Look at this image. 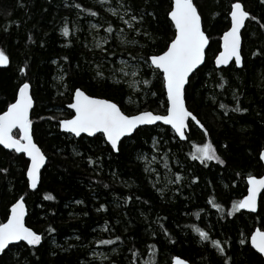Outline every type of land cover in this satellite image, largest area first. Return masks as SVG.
Wrapping results in <instances>:
<instances>
[{"label": "trees", "instance_id": "16d2710c", "mask_svg": "<svg viewBox=\"0 0 264 264\" xmlns=\"http://www.w3.org/2000/svg\"><path fill=\"white\" fill-rule=\"evenodd\" d=\"M75 2L99 15L93 17L83 8L77 9L74 0H0V49L10 61L0 67V110L14 98L19 84L28 80L34 98L30 115L33 139L47 158L37 188L29 190L23 175L22 161L26 158L0 146V168L8 169L0 172V220L5 219L13 198L22 195L27 207L26 225L43 235L41 244L32 249L21 245L0 253V264H132L130 248L140 253L136 264H143L147 257L152 264H171L173 256L190 264H224L225 259L228 264H264V258L248 242L254 227L264 229V189L256 212L240 210L227 215L232 201L246 193L245 178L260 175L262 170L258 152L264 147V30L256 21H246L242 30L243 64L237 67L231 62L221 67L227 83L217 87L221 81L212 58L219 50V35L229 26V0H194L211 40L205 62L187 86L186 106L207 127V139L226 162L208 161L205 166L192 157L193 146L205 141L203 131L193 122H189L185 140L174 138L171 129L160 123L138 127L135 135L119 142V152L111 150L102 134L74 137L59 130V119L72 113L67 104L74 87L113 99L126 114L166 110L162 75L157 76L143 60L133 57L151 55L164 47L170 35L166 18L170 0H122L144 16L135 27L150 32L153 40L129 31L108 11H122L121 0L107 4L100 0ZM241 2L264 22L261 0ZM89 22L102 27L91 29ZM108 23L113 24V33L104 32ZM65 24L70 29L68 37L60 31ZM121 28L126 40L139 43L122 44L116 34ZM106 35L110 39L102 47L115 58L96 47V38ZM257 49L260 54L253 56ZM123 62L135 69V86L119 76ZM98 71L103 76L97 77ZM145 79L149 84L142 83ZM237 99L247 112L219 107L221 103L235 107ZM153 137L158 152L153 151ZM161 157L167 158V165ZM147 161H151L150 170L145 168ZM175 172L181 173L178 184L170 182ZM193 176L198 179L193 181ZM48 194L54 199L46 198ZM125 197H131L127 204ZM210 198L222 205L223 211L211 207ZM100 204L105 208L100 209ZM192 224L208 232L210 239L200 241ZM49 225L54 232L48 231ZM116 235L121 241L95 243ZM212 239L221 241L223 255L211 244ZM149 246H154L152 252ZM92 251L103 253L107 259L93 258L89 255Z\"/></svg>", "mask_w": 264, "mask_h": 264}, {"label": "snow or ice", "instance_id": "6c2138e0", "mask_svg": "<svg viewBox=\"0 0 264 264\" xmlns=\"http://www.w3.org/2000/svg\"><path fill=\"white\" fill-rule=\"evenodd\" d=\"M261 2L264 3V0H261ZM100 3L107 4L109 0H100ZM74 6L77 9L83 8L75 0ZM120 8L122 11L113 8H109L108 11H111L134 34H142L149 40L155 39L150 32L142 30L140 27H135V23L143 22V15H140L130 5L125 6L122 0ZM83 11L90 13L93 17L99 15L91 8H83ZM151 15L155 16V13H151ZM166 18L169 23L170 35L166 38L164 47L151 55L133 57L137 61L143 60L144 64L152 68L157 76L162 75L167 97L166 112L156 113L150 109H144L137 110L134 114L129 115L113 99L89 95L82 88L74 87L71 102L68 104V108L72 110V113H70L68 118L60 119L58 127L76 137L81 136V134L89 136L98 133L102 134L103 141L111 146V150L119 152L118 142L121 141L122 137L135 135V132L138 131V126L155 125L156 122L170 125L172 132L175 134L174 138L185 139L188 128L187 121L190 118L203 131L205 136V141L195 146L192 157L205 166H207L208 161H215L220 165H224L226 163L225 160L218 154V150L211 140L207 139L209 136L207 127L186 106L187 86L190 83L191 76H194L200 70L199 66L207 58V46L210 45L211 36L202 28V14L198 10V5L194 0H170L166 11ZM246 18L256 21L260 28L264 30V22H261L260 18L247 11L241 0H229L226 19L230 20V26L223 31L220 37L219 50L213 53L212 58V63L215 65V70L220 76L221 81L217 87H223L227 83L221 66H229L230 61H233L237 67H241L243 64L241 28L245 24ZM89 27L91 29H99L102 25L89 22ZM103 30L106 34L113 33L114 26L112 23H108L107 27ZM60 31L64 37L69 36L70 29L67 24ZM116 34L122 44L139 43L136 39L126 40V32L123 28L116 30ZM28 38L31 40V35ZM96 39V47L100 48L101 51H105L108 56L115 58L113 53L107 52V49L102 47L103 44L108 42L110 37L106 35L104 38L97 37ZM258 54H260V49L252 52L253 56ZM65 59L68 58L65 57ZM9 62V56L3 49H0V66H6ZM19 71L23 73L25 69L21 67ZM120 71H123V69H120ZM136 74V72H132L133 76ZM96 76H103V73L98 71ZM60 79H63V77H60ZM142 83L147 85L149 81L145 79ZM33 105L34 98L30 94V83L28 80H24L19 84L14 98L7 102L3 110H0V146L8 150H14L15 153L27 158L22 161L24 167L23 175L26 177V184L30 189L37 188L38 181L40 180L41 166L46 160L45 153L33 139V132L31 130L32 120L29 113ZM219 107L221 109L230 108L231 111L236 113L248 111V109L240 105L238 99L236 100L235 107L223 103ZM224 115L227 116L228 112L225 111ZM14 129H18V132H14ZM153 141V151L158 152L159 148L156 146L155 137H153ZM138 158L145 159L144 156H139ZM258 158L260 163H264V147L259 149ZM88 159L89 163L93 162L91 157ZM152 159L154 161L156 157L153 156ZM161 159L167 165V158L161 157ZM150 163L151 161L146 162V170H150L148 168V164ZM7 171L8 169L6 168H0V172ZM158 175L159 173H157ZM174 175L175 179L170 182L172 184L180 183L181 173L175 172ZM197 179L198 177L196 176L192 177L193 181ZM246 180L247 194L238 200L232 201V207L227 209L228 216H232L234 212L240 210H250L252 212L257 210V194L261 193V190L264 189V175L249 174ZM156 190L162 193V189L157 188ZM173 191H179V189L174 188ZM46 198L54 199L51 194H48ZM129 199L131 197H125L123 198V202L127 204ZM76 203H82V201H76ZM208 203L211 207L223 211V206L216 203L214 198H210ZM99 208L104 209L105 205L100 204ZM25 211V198L22 195L14 197L7 205L5 219L0 220V253L8 251L12 247H20L21 245L32 249L41 244L43 235L33 228L26 226ZM161 227L163 228V225ZM191 228L194 232L198 233L200 241L210 239L209 233L203 228L198 227L196 224H192ZM48 231L54 232L55 229L49 225ZM164 232L166 235H169L166 228ZM121 239V236L116 235L112 239L96 240L95 243L98 245H111L114 241H121ZM249 241L252 248L261 256H264V229L258 227L252 230ZM224 243L226 244L227 241H224ZM240 243L244 244L245 241L242 239ZM211 244L215 246L221 255L225 253L220 240L212 239ZM153 248L154 246H149V252H152ZM116 250V248H112L113 252ZM129 251L133 257L132 264H136L135 258L140 255L139 251L134 248H130ZM89 255L93 258L99 256L101 259H107L103 253L95 251L90 252ZM171 261L172 264H188L186 260L179 256H173ZM112 264H116V262L112 261ZM143 264H152L151 257H147ZM224 264H228L227 259H225Z\"/></svg>", "mask_w": 264, "mask_h": 264}, {"label": "water", "instance_id": "95a60500", "mask_svg": "<svg viewBox=\"0 0 264 264\" xmlns=\"http://www.w3.org/2000/svg\"><path fill=\"white\" fill-rule=\"evenodd\" d=\"M248 20V18H246V21ZM246 21H245V23H246ZM245 25V24H244ZM244 25L242 26V28H241V33H242V30H243V28H244ZM229 26H230V20H229ZM202 28H203V26H202ZM226 30V29H225ZM223 33V32H222ZM222 33L219 35V45H220V37H221V35H222ZM208 47V46H207ZM243 59V58H242ZM231 62H233V61H230V63ZM234 63V62H233ZM214 65V64H213ZM0 67H4V66H0ZM200 67V66H199ZM214 67H215V65H214ZM221 67H226V66H221ZM162 80H163V78H162ZM164 87V86H163ZM164 92H165V90H164ZM165 97H166V93H165ZM166 100H167V97H166ZM71 102V101H70ZM69 102V103H70ZM68 103V104H69ZM68 104H67V107H68ZM31 110H32V108L29 110V113H30V115H31ZM71 110V109H70ZM72 111V110H71ZM154 112V111H153ZM165 112H166V110H165ZM135 113V112H134ZM134 113H131V114H134ZM156 113H158V112H156ZM131 114H129V115H131ZM66 118H68V117H66ZM61 119H64V118H61ZM60 120V119H59ZM189 122H193L194 124H195V122L194 121H191V119L189 118V120L187 121V124H188V128H187V130H186V135H187V133H188V130H189ZM58 123H59V121H58ZM157 123H160V124H162V125H165V126H168L170 129H171V126L170 125H166V124H164L163 122H156V124ZM142 126H144V125H142ZM138 127H141V126H138ZM59 130L60 131H63L62 129H60L59 128ZM13 131H17L18 132V129H14ZM172 131V130H171ZM63 132H65V131H63ZM67 133V132H66ZM99 134V133H98ZM81 135H85V136H88V137H91V136H89V135H87V134H81ZM74 136V135H73ZM74 137H76V136H74ZM127 137V136H126ZM124 137H122L121 138V140L123 139ZM178 139H180V140H185V139H181V138H179V137H177ZM120 142V141H119ZM119 142H118V145H119ZM109 145V144H108ZM110 146V145H109ZM1 147H3V146H1ZM111 147V146H110ZM5 149V148H4ZM6 150H8V149H6ZM8 151H14V150H8ZM115 152V151H114ZM18 154V153H17ZM26 158V157H25ZM27 159V158H26ZM47 159V158H46ZM45 163H46V160H45ZM45 163L41 166V169L43 168V166L45 165ZM262 165H263V173L261 174V175H264V163H262ZM245 182H246V193L244 194V195H246L247 194V180H246V178H245ZM38 183H39V181H38ZM38 185V184H37ZM29 190H33V189H30V188H28ZM263 190V189H262ZM261 190V191H262ZM259 195H260V193H258L257 194V207H258V199H259ZM243 211H246V212H252V211H250V210H243ZM256 212V211H255ZM252 213H254V212H252ZM26 214H27V207H26V211H25V218H26ZM26 223V222H25ZM26 226H28V225H26ZM255 228H258V226L257 227H254V229ZM260 228V227H259ZM253 229V230H254ZM263 229V228H262ZM251 234V233H250ZM249 237H250V235H249ZM249 237H248V242H249V245H250V247L252 248V246H251V244H250V241H249ZM38 246V245H37ZM255 252H257L254 248H252ZM258 253V252H257ZM259 254V253H258ZM260 255V254H259ZM263 258H264V256H262ZM182 259H184V258H182ZM184 260H186V259H184ZM187 261V260H186ZM188 262V264H190V262L189 261H187ZM171 264H172V261H171Z\"/></svg>", "mask_w": 264, "mask_h": 264}, {"label": "rangeland", "instance_id": "374dc122", "mask_svg": "<svg viewBox=\"0 0 264 264\" xmlns=\"http://www.w3.org/2000/svg\"><path fill=\"white\" fill-rule=\"evenodd\" d=\"M124 64L121 65L120 69H123V71H120L119 69V76L126 79V81H128L129 83L133 84L134 86L135 84V76L132 75V72H135V69L132 67V65L130 64H125V62H123ZM127 73V74H125ZM203 143V142H202ZM200 143V144H202ZM199 145V144H195L193 146V152L195 151V146Z\"/></svg>", "mask_w": 264, "mask_h": 264}, {"label": "flooded vegetation", "instance_id": "af4514ba", "mask_svg": "<svg viewBox=\"0 0 264 264\" xmlns=\"http://www.w3.org/2000/svg\"><path fill=\"white\" fill-rule=\"evenodd\" d=\"M263 173V165H262V170L260 171V175Z\"/></svg>", "mask_w": 264, "mask_h": 264}, {"label": "bare ground", "instance_id": "6f19581e", "mask_svg": "<svg viewBox=\"0 0 264 264\" xmlns=\"http://www.w3.org/2000/svg\"><path fill=\"white\" fill-rule=\"evenodd\" d=\"M31 94V93H30Z\"/></svg>", "mask_w": 264, "mask_h": 264}]
</instances>
